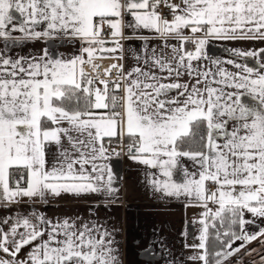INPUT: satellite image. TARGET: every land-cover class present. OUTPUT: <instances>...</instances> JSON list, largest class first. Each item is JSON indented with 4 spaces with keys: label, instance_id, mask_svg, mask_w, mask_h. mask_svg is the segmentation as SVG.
<instances>
[{
    "label": "snow or ice",
    "instance_id": "obj_1",
    "mask_svg": "<svg viewBox=\"0 0 264 264\" xmlns=\"http://www.w3.org/2000/svg\"><path fill=\"white\" fill-rule=\"evenodd\" d=\"M56 38L79 48L16 51ZM134 39L144 55L126 68ZM213 39L264 41V0H0V207L63 194L115 202L108 161L127 154L157 170L158 198L202 209L188 261L264 264L248 248L264 246V63L211 59ZM232 52L264 59V48ZM115 232L22 212L0 219V264H122Z\"/></svg>",
    "mask_w": 264,
    "mask_h": 264
},
{
    "label": "crops",
    "instance_id": "obj_2",
    "mask_svg": "<svg viewBox=\"0 0 264 264\" xmlns=\"http://www.w3.org/2000/svg\"><path fill=\"white\" fill-rule=\"evenodd\" d=\"M173 2L179 3L180 0H173ZM125 31L127 34L130 30L126 29ZM141 35L150 36L147 31ZM172 43L177 42L172 41ZM147 44L149 48L154 47L158 51L162 47L161 41L154 36L148 40ZM45 47L51 53H62L68 56L79 48V44L73 45L56 38L49 41L29 42L22 49L17 48L16 51L19 54L29 51L39 53ZM125 47L130 50L126 53L122 63L126 68H131L137 63L136 54L143 57L144 42L134 39L130 44L126 43ZM186 47L191 48L192 45L189 44ZM261 48H264V41L261 40L213 39L206 46V52L211 59L226 61L234 58L237 62L258 67L259 63H264V59L233 57L232 50L247 51ZM165 51L171 53L170 48H166ZM199 63L211 66L209 61L202 60ZM225 66L235 71L233 66ZM191 79L187 75L182 77L183 81ZM108 163L115 177L114 187L118 189V199L115 202L109 203L98 195L74 197L70 194H63L58 198H50L47 204L37 202L33 206L31 201H22L18 205H10L7 208L0 207V219L37 210L50 219L79 217L82 221H98L110 230H116L115 240L118 242L122 264H170V262L172 264H192L187 259L192 254V250L186 248L185 244L193 243V238L199 236L201 226L194 221L199 220L202 209L186 206L188 201L184 198H158L159 194L154 195L148 184L150 179L148 174L156 172L155 169H148L146 166L132 161L128 156L113 157ZM185 164L187 165L188 162L185 161ZM253 229L257 230L254 227ZM150 244L151 251L145 255V250L149 248ZM249 247H254L258 252L264 253V246L261 244H254V246L249 244Z\"/></svg>",
    "mask_w": 264,
    "mask_h": 264
},
{
    "label": "rangeland",
    "instance_id": "obj_3",
    "mask_svg": "<svg viewBox=\"0 0 264 264\" xmlns=\"http://www.w3.org/2000/svg\"><path fill=\"white\" fill-rule=\"evenodd\" d=\"M248 229H249V231H255L251 225L248 226ZM254 244H260V242L254 241L250 245L254 246ZM249 249H255V248L254 247H249ZM240 255L243 256V252ZM257 259H259V256L257 254H253L252 256L244 257L243 264H251V263H248V262H252L253 260L257 261Z\"/></svg>",
    "mask_w": 264,
    "mask_h": 264
},
{
    "label": "built area",
    "instance_id": "obj_4",
    "mask_svg": "<svg viewBox=\"0 0 264 264\" xmlns=\"http://www.w3.org/2000/svg\"><path fill=\"white\" fill-rule=\"evenodd\" d=\"M160 11H161V14H163V15H167V18L171 19V16L168 15V13H169V9H168L167 7H165V6L162 5ZM105 60H109V59H105ZM111 62H112L111 60H109L108 62H103V61H102L103 65H104L105 67H106L108 64H110ZM126 156H128V155H127V154H123V155H121V156H119V157L124 158V157H126Z\"/></svg>",
    "mask_w": 264,
    "mask_h": 264
},
{
    "label": "bare ground",
    "instance_id": "obj_5",
    "mask_svg": "<svg viewBox=\"0 0 264 264\" xmlns=\"http://www.w3.org/2000/svg\"><path fill=\"white\" fill-rule=\"evenodd\" d=\"M109 60H103V62H108Z\"/></svg>",
    "mask_w": 264,
    "mask_h": 264
}]
</instances>
